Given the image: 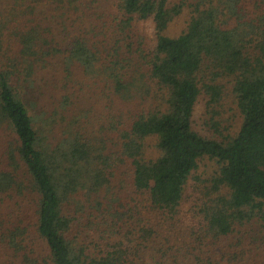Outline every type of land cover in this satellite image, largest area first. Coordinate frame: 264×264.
Returning a JSON list of instances; mask_svg holds the SVG:
<instances>
[{"label":"trees","instance_id":"trees-1","mask_svg":"<svg viewBox=\"0 0 264 264\" xmlns=\"http://www.w3.org/2000/svg\"><path fill=\"white\" fill-rule=\"evenodd\" d=\"M79 73L110 104L89 135ZM221 78L242 120L218 139L193 116ZM0 205L7 244L41 241L26 263L264 264V0H0ZM85 212L91 247L71 232Z\"/></svg>","mask_w":264,"mask_h":264},{"label":"rangeland","instance_id":"rangeland-1","mask_svg":"<svg viewBox=\"0 0 264 264\" xmlns=\"http://www.w3.org/2000/svg\"><path fill=\"white\" fill-rule=\"evenodd\" d=\"M188 18V10L184 9L182 13L171 22L167 29V34L170 36L177 35L185 27ZM76 77H80L78 81L81 85L75 82L74 86H70L67 93L69 95V101L72 103L75 101L86 111V114H84V122H86V125L84 126L89 135L93 132L92 130H95L97 126L101 125L106 120L108 113L110 112V104L107 98L101 100L97 97L96 94L98 93L96 89L93 88V83L88 81V77L83 74L80 75V73L76 75ZM221 82L223 85L221 98L218 103H209L207 96H202L196 105L193 116V125L200 133L218 139L221 136L233 135L238 130L242 120L234 102L229 78H221ZM212 123L216 124V128L212 126ZM107 147L109 150L116 149V146H113L110 141L107 142ZM147 151V155H151L153 153L152 146H149ZM127 168V163L118 166L115 170V174L110 178L109 186L106 189L108 192L113 193L115 196H123L126 194L125 191L128 192L129 187L127 186L129 182V172L127 171ZM214 170L215 166L213 161L203 160L200 162L198 173L203 176H209ZM104 193L105 190L102 191L101 195ZM3 207V205H0V209H3ZM88 221L89 218L86 212L79 213V215H76V220L71 227V232L73 233L76 242L91 247L93 246L92 243L99 241V234H101L102 237H105L106 234L102 228L100 232L91 230L96 227L90 229ZM96 221L98 223L100 222L99 216H97ZM7 241L8 240H6L5 237H0V264H31L26 263L23 260V254L28 252L29 258L37 256L38 251H35L34 247H38L41 243L39 239L33 238L29 243L33 248L30 249L28 246H25L24 250H15L13 246L7 244ZM258 242L260 243V241ZM25 243L27 244V242ZM253 251L256 254L255 249H253ZM149 255L150 251L146 252L143 259L138 264H153L154 262ZM258 259L259 261H264V249H260ZM31 260L33 261V259ZM39 260L41 261L39 264H46L41 257H39Z\"/></svg>","mask_w":264,"mask_h":264}]
</instances>
